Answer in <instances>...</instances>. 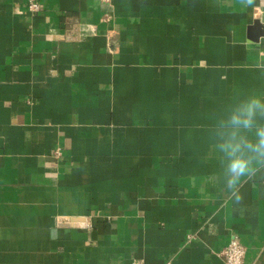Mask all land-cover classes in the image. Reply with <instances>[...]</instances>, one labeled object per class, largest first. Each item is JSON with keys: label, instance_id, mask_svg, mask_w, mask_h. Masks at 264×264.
I'll use <instances>...</instances> for the list:
<instances>
[{"label": "crops", "instance_id": "0c3cea01", "mask_svg": "<svg viewBox=\"0 0 264 264\" xmlns=\"http://www.w3.org/2000/svg\"><path fill=\"white\" fill-rule=\"evenodd\" d=\"M39 2L0 0V264H264V166L236 200L217 147L264 103V0Z\"/></svg>", "mask_w": 264, "mask_h": 264}, {"label": "clouds", "instance_id": "9594fccd", "mask_svg": "<svg viewBox=\"0 0 264 264\" xmlns=\"http://www.w3.org/2000/svg\"><path fill=\"white\" fill-rule=\"evenodd\" d=\"M257 115L264 117V103L251 98L233 112L229 123L234 126L228 137L217 145L224 157L225 187L236 200L240 199L239 185L244 178L264 166V125H256ZM252 130L255 126L257 139L253 142L245 137L237 139L240 127Z\"/></svg>", "mask_w": 264, "mask_h": 264}, {"label": "built area", "instance_id": "2783aa9c", "mask_svg": "<svg viewBox=\"0 0 264 264\" xmlns=\"http://www.w3.org/2000/svg\"><path fill=\"white\" fill-rule=\"evenodd\" d=\"M103 4H111L113 0H99ZM28 11L32 14H37L41 10L39 0H27ZM56 156L60 155L59 151L55 152ZM247 249L244 244L238 239L233 238L230 242L219 252L225 264H245ZM165 264H172V261H167Z\"/></svg>", "mask_w": 264, "mask_h": 264}]
</instances>
